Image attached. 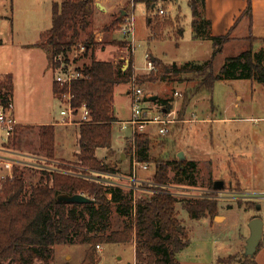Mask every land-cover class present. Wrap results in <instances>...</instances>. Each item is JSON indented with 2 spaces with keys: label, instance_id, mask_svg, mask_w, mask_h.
I'll list each match as a JSON object with an SVG mask.
<instances>
[{
  "label": "rangeland",
  "instance_id": "rangeland-1",
  "mask_svg": "<svg viewBox=\"0 0 264 264\" xmlns=\"http://www.w3.org/2000/svg\"><path fill=\"white\" fill-rule=\"evenodd\" d=\"M62 1L64 0H8L10 6L8 10L0 7V35L7 36L15 29L19 37L21 33L31 35L35 29L49 28L52 22V5L54 2L61 3ZM97 2L101 3V0ZM189 2L190 0H167L164 3L161 1L155 11L149 14L144 4H138L134 10L130 5L125 4L116 10L114 16L94 18L90 27L83 33L81 41L86 40L89 34H93L94 48L106 51V54L102 56L112 62L115 61L116 56L120 58L118 66L123 71L128 69L130 56L134 55L131 81L128 84L118 85L115 91V113L121 119H128L130 116V94L133 86L141 88L146 96L153 95L161 100L170 101L171 112H175L176 118L180 120L186 116V111L190 116H196L197 120L211 116L212 111H215V116L218 118H252L250 121L234 124L222 122L218 126L214 123L193 125L178 123L176 125H181L170 130L171 133L167 136H160L158 126L150 125L144 134L153 141L152 157L157 161L180 160L179 152L189 148L183 147L177 140L175 142L181 146L176 145L174 140L170 139L180 137L181 134L183 136L186 134L188 144L194 143L207 150L209 148L211 150L212 144L213 149L218 151V156L205 157L204 160H200L199 183L194 184L195 186L177 182L175 171L170 169L171 181L168 184V190L175 194L180 202L178 205L179 219L190 241L189 246L178 254L180 264H264V232L261 245L255 255L247 257L245 254L247 239L250 236V221L259 217L264 223V199L255 198L259 194H264V83L250 79L216 81L211 94L205 92L193 97L185 107L186 92L199 82L194 79V75L174 74L154 83L145 81L141 85L138 82L139 78L154 76L159 70L156 65L153 71L146 70L147 55L151 57L150 59L157 58V61L164 66L173 64L182 66L188 62L203 64L212 58L213 43L210 40L195 39L191 29L187 30L183 38L178 39L174 35L176 28L182 27L185 22L186 26L190 27L192 12ZM160 8L165 9V15L158 13ZM122 11L129 12L128 16L132 14L134 16V52L129 48V43L125 44L119 40L120 36L116 32L119 28L118 24L113 25L115 21L124 17ZM7 16L9 19H6ZM176 23L177 26H174ZM244 25L243 22L241 27ZM98 34L102 35L101 42L95 40ZM155 34L159 37L155 38ZM233 36L236 38L225 44L223 51L214 59L213 69L217 73L227 59L250 49L255 54L264 49V40L255 38L246 40L243 30ZM79 44L69 52V56L74 59L76 66L81 67L84 63L91 61L92 51L89 52V56H85L84 53L79 52ZM10 50L8 46L5 49L8 52ZM41 62H43L42 59ZM38 70L40 71V68ZM53 77L52 71L45 73L44 70L42 77L33 81L32 96L20 98L18 110L20 109L23 117L20 119L29 126L20 127L11 148L45 158V155L39 152V127L36 125L39 122L53 120L54 125L60 127H57L58 151L63 152L66 157L61 158L63 157L61 153L56 152V158L48 159L47 163H41L36 167L21 168L20 171L24 173L28 187L39 183L44 171H58L63 167L74 169L77 163L76 156H74V152L78 150L75 131L80 125H64L59 119L62 104L53 94L51 87ZM175 93H180L183 97L175 96ZM147 105H149L148 109L153 112L152 115L155 116L161 115L163 109H167L164 103L158 101ZM120 126V124L113 126L114 148L121 150L126 143L123 151L129 156V162L127 166L120 168L119 172L128 176L132 154L128 143L130 131L120 130ZM66 128L71 130L70 133L68 132L69 136L64 137L62 131ZM235 143L238 144L236 149L233 148ZM101 150L103 152H100V156L102 154L107 156L108 151ZM120 150L118 152L113 150L114 160L118 159ZM202 150L200 149L201 153ZM155 165L152 161L148 171L139 169V178L144 182H153ZM96 177L102 183L107 181V178H104L105 175ZM209 180L213 182L223 180L224 189L220 192H213L214 189L209 185ZM122 182L126 183V181ZM155 189L145 183L137 190L136 197L149 196L151 195L150 190ZM190 201L216 203V213L200 220H191L187 211L182 208V203ZM256 205H260L261 209H258ZM112 220L115 222V228L121 227L122 219H119L116 213L113 214ZM135 247L134 241L125 244H103L102 250L98 251L96 246L92 248L87 244L67 243L54 248L50 262L51 264H84L87 255L92 253V260L88 258L85 264H135ZM249 258L254 262H246ZM36 263L41 264L43 261L37 260Z\"/></svg>",
  "mask_w": 264,
  "mask_h": 264
},
{
  "label": "trees",
  "instance_id": "trees-1",
  "mask_svg": "<svg viewBox=\"0 0 264 264\" xmlns=\"http://www.w3.org/2000/svg\"><path fill=\"white\" fill-rule=\"evenodd\" d=\"M161 1L164 3L167 0H131L130 5L144 4L150 13L155 11ZM95 2L96 0H64L53 3L51 28L41 35L36 45L49 54L51 61L58 54L66 56L79 43L86 47L85 56H89L92 51L91 61L79 66L86 78L74 81L70 90L72 106L78 109L85 106L91 113V121L79 126V153L76 154L74 169L63 167L58 171H44L39 183L29 187L24 173L2 183L0 264H37V260L43 261L41 264H51L54 248L67 243L87 244L94 248L97 245L133 241L136 244L135 264H180L178 254L190 244L179 219L180 202L177 197L167 190L155 187L158 190L155 193L135 199L132 192L109 186L96 177L119 172L116 162L98 159L97 150L106 149L107 160L114 154L113 126L119 122L115 114V89L116 86L131 81L134 58L130 56V65L123 71L113 62L95 60L93 34L81 41L83 33L92 23ZM189 5L194 38L213 43L212 58L203 64L188 62L182 66H164L155 59L154 65L159 68L157 74L139 78V84L142 85L145 81H162L174 74L194 75V79L199 82L186 92V107L193 97L205 92L211 94L216 81L250 79L264 83V49L258 54L250 49L227 59L218 73L213 69L214 59L223 51L225 44L231 41L230 35H211V21L204 14L205 0H190ZM251 12V0H248L244 14L251 16ZM124 22L122 17L113 25L119 26ZM175 32V37L179 39L184 36L185 30L179 27ZM156 34L155 38H158L159 35ZM4 85L13 91V77L5 76ZM67 92V86L54 82L53 94L57 99ZM157 101L164 103L167 106L165 110L171 112L170 101L159 98ZM152 142L145 134L137 135L136 154L139 162L152 164L154 161L156 164L153 178L156 185L170 183V169L175 171L177 182L191 186L197 184L195 161H157L152 157ZM39 152L46 159L56 158L54 124L39 127ZM80 194L92 202L71 203L61 199ZM182 208L187 211L191 220H200L215 214L217 204L190 201L182 203ZM114 213L122 219L121 227L115 228L112 220ZM88 258L92 260V253L87 255L84 264ZM247 261L254 262L250 258Z\"/></svg>",
  "mask_w": 264,
  "mask_h": 264
},
{
  "label": "crops",
  "instance_id": "crops-1",
  "mask_svg": "<svg viewBox=\"0 0 264 264\" xmlns=\"http://www.w3.org/2000/svg\"><path fill=\"white\" fill-rule=\"evenodd\" d=\"M130 1L131 0H101V3H99L96 0L95 2L96 10L92 17V22H93V19L96 17L104 18L107 16H114L116 10L120 6H124L125 4L130 5ZM247 5H248V0H205L204 14L206 18L211 21V35L214 37H220V36H225L229 34L231 41H233L236 38V36H233V35H236L238 31L243 30L244 39L246 40L247 39L249 40L250 38H255L257 40H264V0H251V5H252L251 16H247L244 14L247 8ZM130 6H131V9L134 10L137 5L134 7L133 5H130ZM0 7H2L4 10H8V7H10L8 0H0ZM122 14L125 17L124 21H126L127 17H129L128 16L129 12L122 11ZM147 14H149L148 10H147ZM6 19H9V17L7 16ZM243 22L245 23V25L241 27V24ZM51 25H52V22H51ZM182 27L185 30L184 36H183L185 37L187 30L189 29L192 30V27H191V24H190V27L189 26L187 27L186 22L184 23ZM50 28L51 26L49 28H42L39 30L35 29L31 33V35H24L23 33H21L22 35L19 34L20 35L19 37L17 36V33H16L17 31L15 29H13L12 32H10V34H8L7 36L0 35V77H5L8 75L13 77V84H14L13 93H14V101H15V106H16V118L19 124L18 131L20 127L22 126L25 127L27 125L26 123L22 122L23 121L21 120L23 119L22 112L20 111V109L18 110V107L20 105V98L21 97L29 98L30 96H32L31 92L34 88L33 81L40 79L42 77V72L44 70H45V73L52 71V66H51L52 61L50 59V56L49 55L47 56V53L44 50L36 46L37 43H39L40 41L41 35L47 30H49ZM240 28H243V29H240ZM116 32L120 36L119 40L121 42H124L122 35L119 33V31L116 30ZM7 46L11 49L9 52L5 51ZM93 49H94L95 60L112 62L111 60H108L107 57L102 56L103 54H106V51L102 49L96 50V48H93ZM133 58H134V55H133ZM41 59L43 62H41ZM114 59L115 61L113 63L117 67L118 63H120V61H118L120 58L116 56ZM152 59L155 60L157 58H152ZM39 68H40V71L38 70ZM124 68H126V66H124ZM53 80L51 83L52 91H53ZM148 96L150 97V100H149L150 102H148L147 104L154 103L155 101H157V100H152V97H156V96H153V95H148ZM148 106L149 105L146 106L147 109L149 108ZM117 118L119 119V122L116 124L119 125L120 122L128 120L130 116L128 117V119H121L118 116ZM191 118H194L196 122L195 121L190 122V123L185 122V120H188ZM250 120H252V118L250 119L249 118L247 119L218 118L217 116H215V111H212L211 116H206L203 119L197 120L196 116L194 115L190 116L186 111V116L182 118L181 120L178 118L177 122L170 125V130H173L176 127H179L181 124L176 125L178 123L192 124V125L198 124V123H204V124L214 123V124H217L218 126L222 122L234 124L237 122L250 121ZM53 124H55V122H53V120H49L47 122H39L36 126L40 127L43 125H53ZM57 127L58 126H56V152L58 154L61 152L58 151L59 147H58V139H57L58 138ZM70 130L71 129H68V128L63 129L62 135L64 137L69 136L68 132L70 133ZM120 130H122L121 126H120ZM199 132L200 130L198 131V133ZM75 133L77 135L78 150L74 152V156H76V154L79 153V144H78L79 128L76 129ZM169 133H171V131H169ZM201 135L203 136L202 132H201ZM179 136L180 137H177V138L172 137L170 140L173 139L174 143H176L175 141L177 140L178 142H181V145L183 147H188L190 149V150L184 149V151L182 152L184 153L185 157H187L188 161H195L197 163L196 181L198 184L199 183L198 172L200 170V160L201 159L204 160L205 157L209 158L210 156L216 157L218 156L217 155L218 151L213 149L212 144L210 146L211 150L210 148L209 150H207V149H203L202 147L196 146L194 143L188 144L186 142L187 140L186 134H185L186 137L183 136L182 134ZM124 139L126 140V136L124 137ZM178 142L176 143V145H180L178 144ZM237 145L238 144L235 143L233 148L236 149ZM125 148H126V143L124 147L121 148V150L114 148V140H113V150L116 152L120 150L118 159L114 160L111 157L109 160H107L106 155L102 154V156H100V152H103L101 149L97 150V157L100 160H104V161L111 160V161L116 162L117 163L116 167L118 170H120V168L127 166L129 162V156L125 155L123 151ZM200 149L201 150L203 149L202 153ZM205 150H206V153H205ZM60 155L63 156L61 158L66 157L64 156L65 154H63V152ZM129 167H130V163H129ZM217 181L224 182L223 180H215L214 182L213 180H209L208 183L209 185H211V188L214 189V185Z\"/></svg>",
  "mask_w": 264,
  "mask_h": 264
},
{
  "label": "built area",
  "instance_id": "built-area-1",
  "mask_svg": "<svg viewBox=\"0 0 264 264\" xmlns=\"http://www.w3.org/2000/svg\"><path fill=\"white\" fill-rule=\"evenodd\" d=\"M57 1V0H55ZM134 7V5H133ZM158 13L160 15H165L166 11L160 8ZM122 35L123 41L129 43V48L134 52L135 50V26H134V16L133 14L127 17L126 21L119 25L117 29ZM97 41H102V35L98 34L95 37ZM79 52L84 53L86 47L83 44H79ZM147 58L146 70L153 71L155 66L153 64V59L149 55ZM52 72L54 82L61 85L67 86L68 92L62 94L61 98L58 100L62 104L60 110V120L64 125L70 124H82L91 121L90 111L83 106L82 108H74L71 103V85L76 80H81L86 78V76L79 70V66H76L74 59L68 54H58L53 57L52 61ZM5 77H0V187L3 182L7 180H13L16 175L23 173L20 171L24 167H36L39 164L48 162V159L43 157H37L31 154L16 151L11 148V145L15 142L19 124L16 118V106L14 101V93L9 88L4 85ZM175 96L183 97L180 93H175ZM131 104H130V118L126 121L120 122L121 129L123 131L129 130L130 137L128 138V143L132 147L131 154V167L128 176L120 174L105 175L107 178L105 184L113 187H118L133 193L136 199V192L140 189L143 184H148L155 187H160L161 189L168 190L169 185H156L153 182H148L141 180L138 176L139 169L143 171L149 170V163L139 162L136 154V137L139 134H144L146 129L150 125L158 126V134L160 136H167L170 131V125L177 122L175 112H167L163 109L161 115H152L149 109H147V103L150 102V97L146 96L141 88H136L133 86L132 93L130 94ZM148 100V101H147ZM153 116V117H152ZM195 118V117H194ZM191 118L185 120V122H194L195 119ZM46 162V163H47ZM54 171V170H53ZM126 181V183L122 182ZM158 190H150L151 194ZM213 192H220L214 190ZM171 193V192H169ZM176 197L175 194L171 193ZM261 196L264 194H259L255 196L257 199H264ZM97 250H102V245H97Z\"/></svg>",
  "mask_w": 264,
  "mask_h": 264
},
{
  "label": "water",
  "instance_id": "water-1",
  "mask_svg": "<svg viewBox=\"0 0 264 264\" xmlns=\"http://www.w3.org/2000/svg\"><path fill=\"white\" fill-rule=\"evenodd\" d=\"M152 100H157V96L152 97ZM178 157L181 161L185 160V155L183 152H180ZM224 186H225L224 182L217 181L214 185V190L221 191L224 189ZM61 199L71 202V203H74V202L75 203H90L92 202L89 198H87L86 196L82 194L71 196V197L64 196V197H61ZM257 208L261 209L260 205H258ZM249 229H250V236L247 239L245 254L247 257H253L258 247L260 246V243L263 238L264 223L259 217L254 218L249 223ZM179 230H181V227L179 228Z\"/></svg>",
  "mask_w": 264,
  "mask_h": 264
}]
</instances>
